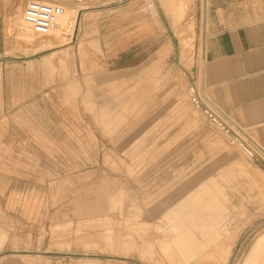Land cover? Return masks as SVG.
I'll return each mask as SVG.
<instances>
[{
	"label": "rangeland",
	"instance_id": "1",
	"mask_svg": "<svg viewBox=\"0 0 264 264\" xmlns=\"http://www.w3.org/2000/svg\"><path fill=\"white\" fill-rule=\"evenodd\" d=\"M26 1L0 0L3 151L34 157L27 145L12 148L8 142L17 122L25 129H56L73 113L84 123L85 174L93 175L85 176L82 187L70 178L51 195L53 203L77 209L64 229L69 240L87 252L131 256L134 264H180L162 209L226 175L231 182L220 190H227L237 207H230L229 233L188 264H245L264 231V155L246 133L211 114L195 93L194 87L200 93L203 46V20L196 16L203 0H47L79 12L74 37L60 30L52 37L32 32V42L21 38L24 33L6 32ZM53 37L69 45L36 46ZM147 55L155 60L142 68ZM72 75L78 85L66 83ZM120 192L123 205H112ZM5 223V239L16 234V250L28 249V226L17 218ZM251 264H264V254Z\"/></svg>",
	"mask_w": 264,
	"mask_h": 264
},
{
	"label": "crops",
	"instance_id": "2",
	"mask_svg": "<svg viewBox=\"0 0 264 264\" xmlns=\"http://www.w3.org/2000/svg\"><path fill=\"white\" fill-rule=\"evenodd\" d=\"M42 1L59 4L58 1ZM59 2L71 3L70 0ZM202 3L203 11H198L200 13L196 16L203 20L201 87L200 93L194 87L195 93L211 108V114L220 120V116L223 117L236 129L246 133L253 140L248 141L264 155V0H203ZM53 40L54 37L47 39ZM54 45L36 44L39 48ZM56 45L62 49L69 43ZM1 50L0 54L4 53L3 46ZM151 60L154 61L155 56L149 58L147 55L140 66L148 68ZM0 61L2 64L4 56L0 57ZM36 61L31 59L29 62L35 66ZM69 63L68 59L65 60V66H71ZM66 83L78 85L80 81L79 78L74 81L72 75ZM4 116L5 108L2 105L0 121ZM71 116L64 127H55L59 131L53 129L52 125L48 129L33 130L25 129L20 122L11 125L12 136L9 138L12 140L8 139L11 147L27 145L33 150L34 157L4 155L5 126L0 122V264H134L131 256L87 252L79 245L80 242L76 244L74 240L70 241L68 231H64L65 228L69 229L68 217H74L70 212L77 209L67 202L53 203L51 195L54 187L63 189L64 181L70 178L77 181V187H82L85 176L93 175L92 172L85 174L84 123H79L77 114L72 113ZM38 126L42 128V125ZM220 179L226 181V189L231 182L230 177L225 175ZM218 181L211 179L183 196H190L197 189L208 188ZM64 187L67 188L66 185ZM60 194L64 192L60 191ZM221 194L228 195L227 190ZM123 195L125 193L120 192L113 197L112 205H123ZM149 203L150 199L147 200ZM134 204L141 202L135 200ZM176 204L168 205L160 214L171 210V206ZM16 218L30 229L28 242L24 245L28 249L21 247L16 250V234H11L14 236L11 240L5 239L9 235L5 230V219L16 221ZM54 228L59 233L54 235ZM38 244L44 247L38 248Z\"/></svg>",
	"mask_w": 264,
	"mask_h": 264
},
{
	"label": "bare ground",
	"instance_id": "3",
	"mask_svg": "<svg viewBox=\"0 0 264 264\" xmlns=\"http://www.w3.org/2000/svg\"><path fill=\"white\" fill-rule=\"evenodd\" d=\"M65 9L66 13L60 21V28L53 34L59 30L66 33L67 26L73 23L77 16L76 10L69 7H65ZM14 20V25L6 31L7 36H11L15 32L22 36L21 33H24V36L21 37L23 40L34 41L31 39L33 31L24 22L20 11ZM64 43L66 42L54 38L53 41L38 42L37 44L45 46L63 45ZM225 184L226 181H218L217 184L209 185L208 188H199L194 194L184 197L173 209L165 213L164 224L170 232V236L174 237L175 243L171 247L177 253L180 264L191 263L199 257L200 252L209 251L218 246L219 243L224 242L225 235H228L231 221H233L231 220L230 207L235 209L237 207L230 201L229 195L221 194L225 191L220 190V188L224 189ZM262 253L264 254V231L251 246L250 255H248L245 264L255 262Z\"/></svg>",
	"mask_w": 264,
	"mask_h": 264
},
{
	"label": "built area",
	"instance_id": "4",
	"mask_svg": "<svg viewBox=\"0 0 264 264\" xmlns=\"http://www.w3.org/2000/svg\"><path fill=\"white\" fill-rule=\"evenodd\" d=\"M65 13L66 9L61 4L27 0L23 8L22 18L36 35L40 37H51L60 28V21ZM79 17V12H77L73 23L67 26L66 33L68 35L71 34L72 37H74L76 23Z\"/></svg>",
	"mask_w": 264,
	"mask_h": 264
}]
</instances>
